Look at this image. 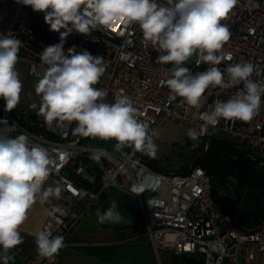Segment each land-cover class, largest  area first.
I'll use <instances>...</instances> for the list:
<instances>
[{
	"label": "built area",
	"instance_id": "obj_1",
	"mask_svg": "<svg viewBox=\"0 0 264 264\" xmlns=\"http://www.w3.org/2000/svg\"><path fill=\"white\" fill-rule=\"evenodd\" d=\"M222 23L230 29V40L223 52L231 59L225 58L217 67L224 71L232 64L251 62L259 69L251 79L264 83L263 0H238ZM9 33L21 41L16 69L23 61L28 65L30 76L40 79L47 67L41 63L40 55L47 46L60 42V34L49 30L44 13L34 12L17 0H0V36ZM73 46L76 53L87 50L104 59V74L94 87L107 90V103H114L117 96H127L138 111V119L149 125L150 133H155L170 119L184 126L186 139L193 142L187 130L199 131L204 123L200 114L210 111L215 100L227 101L243 88V84L224 91L209 88L200 109L188 106L183 98L172 99L170 90L162 83L170 78L172 65L156 63L159 53L143 41L142 32L135 24L125 27L115 23L112 28L95 30L87 36L73 31L64 42V52ZM101 47H108V54H101ZM196 59L195 55L187 64L193 74L212 66L205 63L197 66ZM1 109L3 119L16 128L7 130L11 136L27 133L30 145L47 149L50 175L43 188L55 178L79 207L71 222L58 214L55 220L47 218L43 229L51 224L53 236L60 235L65 240L84 214L94 210L112 190H121L131 193L138 202L143 214V234L157 253L169 251L190 257L203 250L210 264H264V219L255 230H238L219 204L211 178L202 167L192 163L184 171L159 170L152 166L159 159L158 148L155 157L127 147L110 152L92 137L73 135L75 122L71 125L65 122L64 127H57L55 123L49 126L37 112L12 115L4 106ZM221 134L245 148L253 158L263 160L264 96L260 111L251 121L221 118L200 137V150L198 143L195 147L192 143L191 149L197 153L207 151L209 137ZM108 141L115 147V140ZM97 150H102L99 162L91 159ZM133 185H142L144 192L137 195L131 190ZM57 261V255L42 257L37 251L25 264H56Z\"/></svg>",
	"mask_w": 264,
	"mask_h": 264
},
{
	"label": "clouds",
	"instance_id": "obj_2",
	"mask_svg": "<svg viewBox=\"0 0 264 264\" xmlns=\"http://www.w3.org/2000/svg\"><path fill=\"white\" fill-rule=\"evenodd\" d=\"M238 0H17L34 12L44 13L49 30L60 34V42L47 46L40 61L47 67L35 86L40 96L37 115L49 126L64 127L75 122L73 135L115 140L117 151L132 148L155 157L157 145L149 125L138 119V111L127 96H117L114 103L105 102L107 90L94 87L104 74V59L89 51L76 53L75 48L63 50L64 42L73 31L90 35L92 31L112 28L115 23L125 27L138 25L143 41L159 55L156 63L171 64L170 78L162 83L170 90L172 99L183 98L190 107L200 109L206 90L224 91L243 84V88L227 101L215 100L210 111L200 114L204 121L199 131L189 128L187 136L197 146L209 126L219 120L251 121L260 111L264 83L251 79L259 72L251 62L241 61L221 71L217 65L226 57L223 49L230 40L227 20ZM63 29L64 31H61ZM21 41L12 33L0 36V98L6 112H12L20 102L22 82L16 71ZM195 63L212 65L193 74L187 62L193 55ZM15 131L7 120L0 121V260L9 264L14 257L9 250L23 243L20 226L28 219V212L39 200L46 203L59 198L60 187L43 188L50 175V159L46 148L30 145L27 133L11 136ZM102 150L91 156L96 162ZM137 195L142 185L131 189ZM151 201V200H150ZM149 201V204H150ZM57 208L47 214L56 219ZM98 222L118 220L120 212L115 200L109 208L96 212ZM37 250L42 257H52L66 247L63 236L52 234V225L35 234Z\"/></svg>",
	"mask_w": 264,
	"mask_h": 264
},
{
	"label": "crops",
	"instance_id": "obj_3",
	"mask_svg": "<svg viewBox=\"0 0 264 264\" xmlns=\"http://www.w3.org/2000/svg\"><path fill=\"white\" fill-rule=\"evenodd\" d=\"M16 71L22 82V91L14 112L33 115L38 108L32 109L30 105L35 103L39 106L41 101L35 92L39 79L30 76L28 65L23 61L19 62ZM0 100L5 104L3 98ZM58 187L61 188L59 198H51L43 204L37 200L29 210L28 219L19 229L23 243L9 250L8 255L14 257L9 264H25V261L38 251L35 234L43 230L49 217L48 210L59 209L56 214L67 222L76 218L79 213L78 205L71 204L72 198L60 185ZM113 200L117 202L120 218L99 223L97 210L105 212ZM142 223L143 214L135 197L129 192L112 190L94 210L84 214L68 233L65 239L66 247L57 254L56 264H210V259L203 250H198L190 257L169 251L157 253L144 236ZM2 251L1 249L0 253ZM0 264H3L2 260Z\"/></svg>",
	"mask_w": 264,
	"mask_h": 264
},
{
	"label": "trees",
	"instance_id": "obj_4",
	"mask_svg": "<svg viewBox=\"0 0 264 264\" xmlns=\"http://www.w3.org/2000/svg\"><path fill=\"white\" fill-rule=\"evenodd\" d=\"M9 113L17 115L14 110ZM2 120L6 119L0 107ZM209 140L208 150L195 153L192 163L202 167L211 178L214 195L235 227L240 231L257 229L264 219V159L253 158L245 148L226 137L211 136ZM103 143L99 139L98 144ZM152 166L164 169L158 161L152 162Z\"/></svg>",
	"mask_w": 264,
	"mask_h": 264
},
{
	"label": "rangeland",
	"instance_id": "obj_5",
	"mask_svg": "<svg viewBox=\"0 0 264 264\" xmlns=\"http://www.w3.org/2000/svg\"><path fill=\"white\" fill-rule=\"evenodd\" d=\"M194 59L195 54L185 62V64H189ZM220 137L228 138L226 134H221ZM93 140L94 142L99 143V138H93ZM154 141L159 152L158 164L160 167L169 171H177L192 164L193 156L197 153L191 149V144L194 142H189L186 139L184 126H181L178 122L170 119L164 121L157 128L154 135ZM87 143L90 144L89 141ZM101 146L106 151H115L113 143L109 141H104ZM200 148L201 144H199L198 150H200ZM49 186L58 187L59 185L55 178L52 177L46 184V187ZM128 189L130 190L131 186H129ZM221 194H224V190L221 191ZM70 202L71 204H76L74 199H71ZM71 204H69V206Z\"/></svg>",
	"mask_w": 264,
	"mask_h": 264
},
{
	"label": "bare ground",
	"instance_id": "obj_6",
	"mask_svg": "<svg viewBox=\"0 0 264 264\" xmlns=\"http://www.w3.org/2000/svg\"><path fill=\"white\" fill-rule=\"evenodd\" d=\"M263 10H264V0H263ZM101 54H108V47H101Z\"/></svg>",
	"mask_w": 264,
	"mask_h": 264
},
{
	"label": "water",
	"instance_id": "obj_7",
	"mask_svg": "<svg viewBox=\"0 0 264 264\" xmlns=\"http://www.w3.org/2000/svg\"><path fill=\"white\" fill-rule=\"evenodd\" d=\"M1 107H3V106H1Z\"/></svg>",
	"mask_w": 264,
	"mask_h": 264
}]
</instances>
